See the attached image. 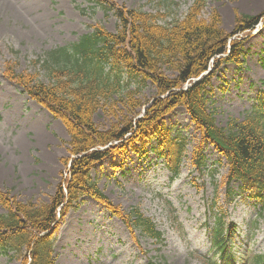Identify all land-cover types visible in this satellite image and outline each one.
Returning <instances> with one entry per match:
<instances>
[{"label":"rangeland","instance_id":"1","mask_svg":"<svg viewBox=\"0 0 264 264\" xmlns=\"http://www.w3.org/2000/svg\"><path fill=\"white\" fill-rule=\"evenodd\" d=\"M111 1L150 12L174 5L175 14L182 17L194 0ZM5 2L9 5L4 3L6 6L0 7V191L8 200L39 205L50 202L66 181L74 157L70 152V136L61 120L5 78V67L12 61L19 73L27 70L44 73L32 63L45 51L77 41L98 23L115 33L117 18L101 8L94 11L87 0ZM206 2L203 14L209 17L217 12L221 28L227 34L236 29L241 15L264 14V0ZM247 35L245 66L220 65L210 80L208 105L216 111L221 126L230 118H245L254 99L264 91V20L256 28L230 39L235 41ZM188 84L184 88L191 85ZM132 85L135 87L137 83ZM156 95V86L151 82L141 89L137 96L147 101L138 118L144 117L147 108L155 103ZM122 107L124 112L119 121L129 116L128 108ZM95 121L102 131L119 124L114 109L100 110ZM166 121L183 136L195 137L184 107H176ZM206 157L203 170L195 168L187 158L176 177L154 152L138 155L130 146L95 164L91 173L99 189L127 214L138 208L144 217H151L163 232V241L157 242L138 229L135 241L121 219L85 196L60 227L55 248L57 264H210L211 227L218 218L214 208L217 199L235 229L231 239L238 253V264L244 259L250 262L256 253H264V219L258 213V200L244 192L239 183L234 184L235 194L227 198L224 186L227 161L212 146L206 150ZM0 213H7L2 203ZM0 264H22V260L0 255Z\"/></svg>","mask_w":264,"mask_h":264},{"label":"trees","instance_id":"2","mask_svg":"<svg viewBox=\"0 0 264 264\" xmlns=\"http://www.w3.org/2000/svg\"><path fill=\"white\" fill-rule=\"evenodd\" d=\"M87 1L94 11L101 8L117 18L115 33L98 23L77 41L45 51L32 63L44 73H19L12 61L5 67L7 79L64 123L74 157L64 185L50 202L23 204L6 199L0 191V203L7 208V213H0V255L21 259L22 264H57L59 229L84 196L94 198L123 220L135 241L138 229L162 242L163 233L151 217H144L138 208L127 214L99 189L92 176L95 164L129 146L139 155L153 150L174 174H179L191 144L192 163L199 170L206 165L207 146L214 145L228 162L224 177L228 195L230 184L241 181L260 202L264 216V91L245 118H230L224 126L217 123L216 111L208 105L210 80L219 66L233 63L241 68L246 64L244 44L248 35L235 41L230 38L256 28L264 14L241 15L236 29L227 34L217 12L209 17L203 14L206 0H194L182 17L175 14L174 5L150 12L125 8L111 0ZM81 11L84 14L85 8ZM148 82L156 86V101L144 117L138 118L147 100L137 95ZM187 83L191 85L184 88ZM178 106L191 116L196 132L192 142L177 135L166 121ZM120 107L128 108L124 121H119L124 112ZM113 109L119 124L100 130L96 114ZM214 208L218 215L211 228L214 255L208 262L235 264L232 233L218 199ZM243 264H264V254L255 255L250 262L245 259Z\"/></svg>","mask_w":264,"mask_h":264},{"label":"bare ground","instance_id":"3","mask_svg":"<svg viewBox=\"0 0 264 264\" xmlns=\"http://www.w3.org/2000/svg\"><path fill=\"white\" fill-rule=\"evenodd\" d=\"M6 0H0V7H1V5H2V8H4L6 5H9L8 3H6L5 2ZM12 1V0H11ZM4 3L6 4V5H4ZM254 104V103H253ZM252 104V105H253Z\"/></svg>","mask_w":264,"mask_h":264}]
</instances>
